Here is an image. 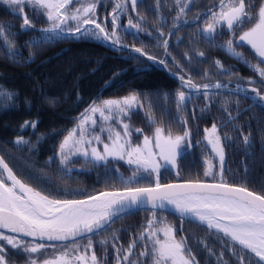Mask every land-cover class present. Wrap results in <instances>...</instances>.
<instances>
[{"label":"snow or ice","instance_id":"6c2138e0","mask_svg":"<svg viewBox=\"0 0 264 264\" xmlns=\"http://www.w3.org/2000/svg\"><path fill=\"white\" fill-rule=\"evenodd\" d=\"M4 2L14 6L13 14L16 16H21L24 13V6H28L46 18L49 26L35 29L38 35L25 42L27 46L33 48L60 42L68 36L74 39L104 41L114 48H127L129 46L121 42L119 35L121 29L125 34L138 35L144 32L145 35H151L142 27L143 16L137 13L139 19L134 22L132 16L128 15L129 4L135 12L137 5L143 0H113V9L109 13L111 31L107 28V18L101 21L96 15L97 6L103 0H4ZM156 3L159 6L161 0H156ZM195 3L196 0H173L176 8V15L172 20L173 29L178 31L182 24L196 25V37L203 38L205 43L243 63L258 74L259 81L248 78L241 83L244 78L234 72L231 66L225 67L219 59L213 62L216 71L211 75L228 77L226 82L217 79L215 83L197 84L190 75L185 79L184 75L174 73L178 76L180 87L189 90L187 93L183 90L177 91L175 103L178 111L191 101L194 94L203 95L210 100L212 96L219 95L220 90L246 95L249 88L254 94L253 98L264 106V94L255 87L257 83L264 85V0H260L258 9L254 8L255 0H213L210 7L198 11L192 20H188L186 17ZM121 16H128L126 25L121 24ZM202 18L201 27L197 22ZM158 19L162 25L166 22L165 17L159 14ZM22 20L21 31L34 29V24L26 14L22 15ZM10 27L0 25V50L4 56L13 64L34 61L35 52H30L25 58L16 48ZM225 31L228 33V39L218 42L217 37L222 36ZM157 34L160 38L165 37L162 29H158ZM173 34L171 30L168 33L169 36ZM168 44L169 40L163 38L157 45L164 48L166 56H170ZM245 45L254 52L257 63H253L243 52L238 51ZM131 50L139 54L135 57L137 59L146 56L149 60L167 66L166 60L157 61L141 47L133 46ZM185 55L187 56V53ZM198 56L203 58L204 53L198 52ZM177 68L183 72L179 63ZM211 75L205 72L203 78L210 81ZM233 83L235 87H230ZM18 99V92L0 84V112L16 107ZM24 102L30 106L29 101ZM228 103L229 101L225 100L221 106L227 113V121L221 125L223 128L233 124L237 118L226 106ZM236 104L238 116L239 101ZM139 107L142 105L136 93H130L122 98L105 99L99 103L93 101L79 114L75 127L65 130L66 135L61 133L63 139L54 156L48 157L46 162L51 164L55 158L61 174L70 175L73 171L70 165L74 159H82L93 166L102 162L107 164L109 158L126 161L130 167H134L131 176L119 177L120 183L125 186L123 191H104L88 195L82 200L50 198L49 195L43 194L42 190H36L17 178L4 157L0 156V242H2L0 264H12L7 259L9 246L26 257L25 264H41L42 257V264H100L93 251V236L102 235L116 219L134 208L151 211L152 216L138 237L126 249L112 244L117 264H120L121 259L126 264H142L139 260L130 259L138 241L144 242V248L139 256L149 258L150 264H199L188 245L187 237L181 236L177 239L175 226L168 224L163 217H157V210H166L168 205L173 206L181 220L206 226L210 234H215L221 242L227 238L231 253L240 264H244V257L237 254L236 245H239V251L248 250L259 257L257 264L264 262V195L249 191L244 186L230 185L223 175L224 142H231L233 137L227 132L222 136L221 127L216 123H213L211 128L204 129V140L207 142L205 147L210 146L211 153L214 154L213 159L217 157L219 159L218 182L189 181L182 184H161L160 170L163 168L171 171L176 168L178 157L182 158L192 147L191 132L186 127L181 133L155 127L151 136L143 135L142 143H133L131 139L133 133L142 134L143 129L133 128L125 121L130 119L131 112ZM149 123L150 125L155 123L154 119L149 117ZM181 123L186 125L187 120ZM37 124L38 120H25L20 125V134H17L13 141L18 149L27 146L29 151H32L46 138L45 134L41 133L33 143L22 134L27 128L35 132ZM233 127L240 131L243 136L241 143L245 151H248L252 146L250 134L244 135L242 129L235 124ZM100 144L103 145L102 150L97 147ZM205 163L207 167L204 176H212L216 181L217 174L213 171L212 162ZM141 171L150 175L156 174L154 186H134L140 179H144L139 175ZM245 171L247 172V168ZM111 238L118 239L115 232ZM109 242L106 237L98 243L106 252ZM204 247L210 257L214 255L207 244ZM48 249H51L50 254ZM121 252L126 254L121 256ZM217 264H226L223 252L217 257Z\"/></svg>","mask_w":264,"mask_h":264},{"label":"trees","instance_id":"16d2710c","mask_svg":"<svg viewBox=\"0 0 264 264\" xmlns=\"http://www.w3.org/2000/svg\"><path fill=\"white\" fill-rule=\"evenodd\" d=\"M212 4L213 0H196L186 18L192 20L198 11ZM259 5L260 0H255L254 8L258 9ZM112 8L113 0H103L96 9L99 20L103 21L104 16L108 15ZM13 12L0 2V25L11 26L15 46L25 58L30 52H35L36 56L34 61L27 64H13L0 50V84L19 94L16 107L0 112V155L24 183L42 190L43 194L55 199H80L105 190L124 189L125 186L120 183L119 177L122 175L127 178L132 175V168L126 164L85 167L83 171H79L80 168L73 170L70 175H62L58 161L54 159L51 164L46 162L48 157L54 156L63 135L67 134L65 130L75 127L79 114L93 101L99 103L105 99L122 98L130 93H136L142 107L132 111L128 121L143 129L142 135L151 136L155 127L171 129L173 133H181L186 127L191 132L192 147L182 158L178 157L176 168L171 171L163 168L160 170L161 184L184 180L214 181L212 176H204L207 167L205 161L212 162L218 182L219 159L218 157L213 159L214 154L211 153L210 146L205 147L207 142L204 140V129L211 128L213 123L221 127L227 121V113L221 107L227 100L229 103L226 106L232 115L237 117L233 124L241 128L244 135L250 134L252 146L245 151L241 143L243 136L240 131L234 129L233 124H228L227 128L221 127L222 136L227 132L233 137L231 142H224V178L228 184L244 186L264 195V106L246 95L225 91H220L219 95L212 96L210 100L203 95L194 94L191 101L179 111L175 103L178 90L186 93L189 90L180 87V81L176 78L178 76L174 73L184 75L185 79L190 75L197 84L215 83L217 79L226 82L229 79L211 75L216 71L213 62L217 59L222 61L225 67L231 66L234 72L243 77L241 83L248 78L259 81V76L243 63L205 43L203 38L196 37V25L182 24L178 31L173 29L172 20L176 15L173 0H161L159 6L156 0H143L137 5L135 12L129 4L128 15L132 16L134 22L139 19L137 13L143 16L142 27L151 33L150 36L144 32L138 35L125 34L123 29L120 30L122 44L130 48L141 47L157 61L166 60V68L172 76L163 70L162 64L149 60L146 56L135 58L139 54L134 50L114 48L110 43L95 39H74L68 36L60 42L39 48L27 46L25 42L38 35L35 29L48 27L49 23L44 16L25 8L26 15L35 27L31 31H21L22 14L16 16ZM158 14L166 19L163 25L158 19ZM127 19L128 16H122L121 24L126 25ZM107 23L112 27L110 18ZM197 23L202 27L203 18ZM158 29H162L165 33L163 38L169 40L170 56L165 55L163 47L157 46L163 39L158 37ZM170 30L174 32L171 36L168 35ZM227 39L226 31L217 37L218 42ZM201 51L204 53L203 58L198 56V52ZM238 51L243 52L253 63H257L250 47L245 45ZM177 63L183 68V72L177 68ZM205 72L211 75L210 81L203 78ZM230 87H235V83ZM255 87L264 94V85L257 83ZM25 100L30 102V106L24 102ZM237 101L240 109L238 116ZM149 117L154 119L155 123L150 125ZM185 119L186 125L181 123ZM25 120H38L36 132L43 133L46 137L32 151L27 147L18 149L13 143L17 134H20V125ZM53 132L56 134L53 135ZM143 177L144 179H140L134 186L155 185L153 175ZM156 215L164 217L177 227L178 238L187 237L188 245L200 264H215L221 252L226 264H240L236 256L232 255L227 238L221 242L215 234H210L206 226L181 220L171 212L157 210ZM151 216V211L147 210L126 214L115 220L102 235H94L93 251L97 258L103 263H115L116 252L112 244L126 249L138 237ZM113 232L118 239L112 240ZM220 235L223 236L222 233ZM106 237L110 242L105 252L98 242ZM205 244L214 253L211 257L204 247ZM235 247L237 254L244 257V264H249V260L251 264H257L259 258L254 253L248 250L239 251V245ZM143 248L144 242L138 241L130 259L146 264L149 258L139 256ZM125 254L121 252V256ZM11 255L15 257L16 253L11 252ZM122 261L120 264H126L123 259Z\"/></svg>","mask_w":264,"mask_h":264},{"label":"rangeland","instance_id":"374dc122","mask_svg":"<svg viewBox=\"0 0 264 264\" xmlns=\"http://www.w3.org/2000/svg\"><path fill=\"white\" fill-rule=\"evenodd\" d=\"M0 2H2L4 5H6L8 8H10L11 10H13L14 11V6H12V5H9V4H7V3H5L4 2V0H0ZM77 7L79 6V5H76ZM25 8H30V7H28V6H24V13L22 14V15H24V14H26V12H25ZM31 9V8H30ZM113 9V8H112ZM112 9H111V12H112ZM32 10V9H31ZM110 12V13H111ZM105 18H107V21L106 22H108V19L110 18V16H109V13H108V15H106V16H104V18H103V21L105 20ZM121 19H122V16H121ZM107 28H108V31H111V27L108 25V23H107ZM119 35L121 36V32H119ZM8 89V88H7ZM250 90V89H249ZM250 93H251V90H250ZM251 95H252V97H254V94H252L251 93ZM17 102V101H16ZM125 122H128L133 128H138V127H136V126H134L133 124H131L128 120H126ZM24 132H25V134H23L24 135V137L25 138H30L31 139V141L33 142V143H35V141H36V139H37V136L38 135H40V134H38L37 132H36V130H35V132H33V130L31 129V128H27V129H25L24 130ZM105 139H106V137H105ZM132 141H133V143H142V140H143V135L142 134H137V133H133V135H132ZM38 145V144H37ZM36 145V146H37ZM22 147H27V146H22ZM97 147L98 148H100V150H102L103 149V145L102 144H100V145H97ZM28 148V147H27ZM211 148V147H210ZM55 159V158H54ZM225 160V159H224ZM117 163H123V164H126V165H128L127 163H126V161H123V160H113V159H111V158H109V161L107 162V164H105V163H100L99 165H109V166H111V165H115V164H117ZM93 165L92 164H88V163H85L84 162V160H82V159H74L73 160V162H72V164L70 165V167L73 169V170H76V169H83V168H85V167H92ZM129 166V165H128ZM130 167V166H129ZM132 167H134V166H132ZM131 167V168H132ZM139 175L140 176H145V175H150L148 172H143V171H141L140 173H139ZM151 175H153L154 176V179H155V181H156V174L155 173H153V174H151ZM29 185V184H28ZM29 186H31V185H29ZM32 187V186H31ZM34 188V187H33ZM35 189V188H34ZM37 190V189H36ZM81 199V198H80ZM159 218V217H158ZM164 218V217H163ZM165 219V218H164ZM166 220V219H165ZM166 222L168 223V224H170V225H173V226H175L173 223H170L168 220H166ZM175 228L177 229V227L175 226ZM176 238L177 239H179L178 238V236H177V231H176ZM161 238H163L162 237V234H161ZM0 243H2V242H0ZM11 252H13V253H16V256L14 257V256H12L11 255ZM48 253L50 254L51 253V249H48ZM89 255H90V253H89ZM97 256V255H96ZM49 258H50V256H49ZM7 259H9L11 262H12V264H25V261H26V257L23 255V254H19L16 250H14V249H12L10 246L8 247V249H7ZM42 259H43V257L41 258V264H42ZM144 259V258H143ZM142 259V260H143ZM99 260V259H98ZM100 261V264H110V263H103L101 260H99ZM121 261H122V259H121ZM120 261V262H121ZM123 262V261H122ZM113 264H117V261L115 262V263H113ZM146 264H150V260H148V261H146ZM214 264V263H213ZM215 264H217V258H216V262H215Z\"/></svg>","mask_w":264,"mask_h":264},{"label":"water","instance_id":"95a60500","mask_svg":"<svg viewBox=\"0 0 264 264\" xmlns=\"http://www.w3.org/2000/svg\"><path fill=\"white\" fill-rule=\"evenodd\" d=\"M127 49H132V48H130V47H127ZM162 68H163V70L164 71H166L170 76H172V74L168 71V69L166 68V66L165 65H162ZM177 79H178V77H176ZM179 80V79H178ZM220 91H225V90H220ZM225 92H227V91H225ZM240 95H244V94H240ZM246 96L247 97H249L250 99H252L253 101H255V102H259L258 100H256V99H254L253 97H252V95H251V93H250V90H249V92L246 94ZM260 103V102H259ZM1 156V155H0ZM6 162V161H5ZM7 163V162H6ZM14 172V171H13ZM15 174V173H14ZM16 175V174H15ZM17 176V175H16ZM17 178H19L18 176H17ZM20 179V178H19ZM189 181H192V182H195V181H197V180H184V181H172V182H167V183H162V184H182V183H186V182H189ZM200 182H205V183H213V182H216V181H204V180H201ZM230 185H233V184H230ZM152 186H154V185H152ZM235 186H238V185H235ZM142 187H149V186H142ZM249 191H252V190H250V189H248ZM105 191H123V189H115V190H105ZM102 192H104V191H102ZM253 192V191H252ZM100 193V192H99ZM254 193H256V192H254ZM98 194V193H97ZM256 194H258V193H256ZM94 195H96V194H94ZM258 195H260V194H258ZM87 197H85V198H81V200L82 199H86ZM171 205H168L167 206V209L166 210H163V211H167V212H171V213H174L175 215H177V216H179L178 215V213H176L171 207H170ZM140 210H144L143 208H134V209H132V210H130V211H128L127 213H125L124 215H126V214H130V213H133V212H136V211H140ZM123 215V216H124ZM117 220V219H116ZM25 239H30V238H25ZM53 243H59V242H53ZM67 243H70V242H67ZM194 254V253H193ZM259 258V257H258ZM197 259V258H196ZM197 261H198V259H197ZM199 262V261H198ZM200 264V263H199Z\"/></svg>","mask_w":264,"mask_h":264},{"label":"bare ground","instance_id":"6f19581e","mask_svg":"<svg viewBox=\"0 0 264 264\" xmlns=\"http://www.w3.org/2000/svg\"><path fill=\"white\" fill-rule=\"evenodd\" d=\"M22 181V180H21ZM23 182V181H22ZM9 184L11 183L10 181L8 182ZM31 187V186H30ZM173 210H174V208H173V206H170Z\"/></svg>","mask_w":264,"mask_h":264}]
</instances>
